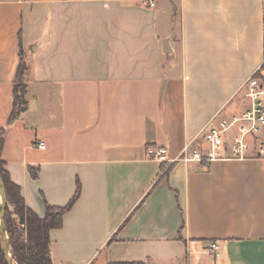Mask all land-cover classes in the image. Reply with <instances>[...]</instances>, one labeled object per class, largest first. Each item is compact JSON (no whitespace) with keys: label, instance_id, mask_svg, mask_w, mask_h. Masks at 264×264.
<instances>
[{"label":"crops","instance_id":"crops-1","mask_svg":"<svg viewBox=\"0 0 264 264\" xmlns=\"http://www.w3.org/2000/svg\"><path fill=\"white\" fill-rule=\"evenodd\" d=\"M155 3L0 0L1 159L40 217L81 185L53 264H264L263 157L148 154L206 149V124L243 107L238 90L264 77V0ZM22 59L27 105L9 123Z\"/></svg>","mask_w":264,"mask_h":264},{"label":"built area","instance_id":"built-area-1","mask_svg":"<svg viewBox=\"0 0 264 264\" xmlns=\"http://www.w3.org/2000/svg\"><path fill=\"white\" fill-rule=\"evenodd\" d=\"M29 1V0H26ZM150 8L156 6L155 0H142ZM243 107L231 116L211 119L200 136L206 149L198 143V139L188 142L179 157L170 159L169 150L165 147L150 148V157L162 164H173L179 159L194 160L201 163L213 162L221 158V150H230L232 158L243 160L252 152L264 158V84L256 76L245 81L237 92ZM236 133L232 143L227 142L228 135ZM39 148L45 150L41 143ZM219 244L213 242L208 246L210 254L217 255Z\"/></svg>","mask_w":264,"mask_h":264},{"label":"trees","instance_id":"trees-1","mask_svg":"<svg viewBox=\"0 0 264 264\" xmlns=\"http://www.w3.org/2000/svg\"><path fill=\"white\" fill-rule=\"evenodd\" d=\"M27 72L28 67L22 59L13 85V111L9 117V123L17 119L20 110L27 105ZM255 76L264 84V77L260 74ZM1 138L0 134V141H2ZM5 167L6 164L0 156V174L4 180L8 198L6 228L12 257L16 264H53L50 234L53 230L63 228L65 215L71 211L81 196V185L78 182L75 195L65 207H52L46 203V213L44 217H40L26 205L20 186L12 182ZM28 169L32 179L37 180L39 170L33 167ZM0 264H6L2 254L1 240Z\"/></svg>","mask_w":264,"mask_h":264},{"label":"water","instance_id":"water-1","mask_svg":"<svg viewBox=\"0 0 264 264\" xmlns=\"http://www.w3.org/2000/svg\"><path fill=\"white\" fill-rule=\"evenodd\" d=\"M23 110V109H22ZM8 208V198L4 180L0 174V240L1 249L6 264H16L12 257L10 240L6 228V215Z\"/></svg>","mask_w":264,"mask_h":264},{"label":"rangeland","instance_id":"rangeland-1","mask_svg":"<svg viewBox=\"0 0 264 264\" xmlns=\"http://www.w3.org/2000/svg\"><path fill=\"white\" fill-rule=\"evenodd\" d=\"M233 134H234V133H230L228 136H230V137H231ZM100 259H103V258H100Z\"/></svg>","mask_w":264,"mask_h":264}]
</instances>
